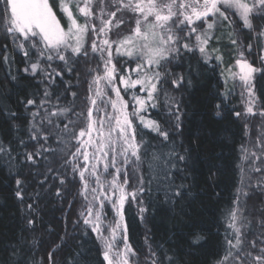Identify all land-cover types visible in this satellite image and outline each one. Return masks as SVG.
<instances>
[{
	"label": "snow or ice",
	"instance_id": "6c2138e0",
	"mask_svg": "<svg viewBox=\"0 0 264 264\" xmlns=\"http://www.w3.org/2000/svg\"><path fill=\"white\" fill-rule=\"evenodd\" d=\"M230 12L247 30L248 43L241 42ZM126 14L131 19H125ZM260 20H264V0H0L4 39L10 41L0 43V64L5 66L6 79L18 80L13 74L14 53L17 52L26 64L17 72L28 74L25 79L41 77L38 81L41 87L23 97L18 95L15 101L30 117L23 127L17 123L20 115L10 104L0 101V115L15 133V143L11 139L5 143L0 138V155L11 161L12 153L17 152L19 156L17 149H23V161L31 162L28 167L36 169V188L43 190L49 179L58 180L61 186L66 179L58 171L54 177H49L48 173L54 171L51 164L41 172L36 167L38 158L49 161L50 157L62 153L61 167L71 165V172L83 182L78 194L88 203L82 205L79 216L100 241L98 252L104 264H139L138 253L129 242L128 234L137 220L144 224L156 211L154 191L162 193L163 203L173 207L190 194L189 185L184 182L190 176L188 149L182 141L174 139L183 135L182 105L166 93L163 102L159 97L165 83L179 90L190 86L192 81L183 73L173 74L167 66L173 61L182 66L179 61L184 53L193 56L199 53L209 66L213 60L218 62L212 66L215 70L225 63L227 52L229 66L220 71L225 85L221 96L226 99L231 94L229 83L234 88L238 80L247 94L245 111L255 115L256 77L264 76V23H254ZM128 24L134 26L127 34H121L119 30ZM113 29L117 30L116 39L111 38ZM93 56L98 63L87 69L91 78L87 81L90 95L85 98L86 110L74 112L73 102H70L72 107L60 106L63 93L58 81L70 84L63 80L65 73H72L73 65L80 59L90 61ZM55 61L62 62L63 70L52 67ZM109 92L114 93V97L108 95ZM70 95L75 99L78 93L70 92ZM162 103L167 110L161 119L165 125L171 124L170 129L160 120L151 118L150 110L158 109ZM216 108V115H221V105L217 104ZM70 113L76 116L75 120L68 118ZM259 114L264 116V110ZM234 115L241 114L235 112ZM22 130L26 131L27 138L20 135ZM152 133L159 143L153 144L147 138ZM73 141L76 142L74 151L71 150ZM32 142L33 151H28ZM61 144L63 148L59 147ZM165 148L168 151H164ZM242 152L244 160H259L264 164V151L257 156L242 146ZM251 170L262 171L259 167ZM129 172L135 177L134 185L128 179ZM86 173L92 177L91 185ZM23 175L22 172L13 174L16 186L13 194L21 204L24 228L15 240L0 243V264H39L32 255V248L38 242L33 239L29 244L24 233L34 231L41 219V191H26L29 182ZM102 176L112 177L107 187ZM55 195L61 196L59 189ZM240 195L247 193L240 191L227 212L231 237L226 229L224 255L214 264H264V231L256 239H246L242 228L247 218L242 216L239 207ZM28 198L31 203L27 202ZM106 204L114 210L111 223H105ZM260 226L264 229V220L260 221ZM105 231L108 235H104ZM202 239L204 237L196 233L192 242L195 244ZM148 240L146 235L145 264H177L175 256L169 255L162 244L153 247ZM81 255L76 253L77 257ZM47 259L48 264H55L54 252H48ZM68 264H80V260L73 258Z\"/></svg>",
	"mask_w": 264,
	"mask_h": 264
},
{
	"label": "trees",
	"instance_id": "16d2710c",
	"mask_svg": "<svg viewBox=\"0 0 264 264\" xmlns=\"http://www.w3.org/2000/svg\"><path fill=\"white\" fill-rule=\"evenodd\" d=\"M57 14L61 17L59 11ZM229 15L232 14L229 13ZM124 18L131 19L127 14ZM240 23L236 24L233 16V24L240 35V40L246 44L248 43L246 39L248 32L243 29L242 22ZM254 23H264V20L254 21ZM133 26L128 24L119 31L121 34H127L129 28ZM3 29L4 25L0 22V43H10L9 40L4 39ZM116 32L117 30L113 29L112 39H116ZM14 54L16 63L13 66V74L17 75L18 80L6 79L5 66L0 64V101L10 104L13 110L20 115L17 123L23 127L30 117L15 101L18 95L23 97L26 93H31L34 88L41 87L38 85L41 77L37 76L34 80L25 79L24 77L28 74L19 73L17 69H22L26 64L19 52ZM249 58L253 59V57ZM114 59L118 58L114 56ZM97 63L94 56L90 61L80 59L73 65L74 71L66 72L63 77V80L70 81V84H60L58 81L59 90L63 93L59 102L60 106L72 107L74 103V112L86 110L85 98L90 95L87 92V81L91 78L87 69L95 67ZM179 63L182 66H177L178 62L173 61L167 67L173 74L183 73L190 77L191 85L177 90L165 83L159 98L163 102L166 99L164 95L166 93L167 96L174 97L182 105L181 131L183 135L176 136L174 139L178 142L182 141L183 146L188 149L190 159L187 163V171L190 176L184 182L189 185L190 194L185 197L183 202L173 207L163 203L162 193L154 191L153 194L157 197L156 211L144 224L137 220L130 226L128 234L129 242L138 253L139 264H145L147 246L144 243V238L146 235L149 237V245L155 247L157 244H162L168 250L169 255L175 256L177 264H214V261L224 255L226 229L231 237L232 230L228 228L226 221L227 212L229 208L233 207V201L236 200L244 187L241 180V161L242 146L244 147L247 141V135L245 121L241 115L239 117L234 115L235 112L240 113L235 87L232 88L228 85L231 88V94L226 99L222 97L221 93L225 91L224 79L220 76L222 65L213 70L212 66L217 65L218 62L213 60L212 66H209L200 58L199 53H196L195 56L184 53ZM61 64L62 62L55 61L52 67L61 71L63 70ZM189 64L191 69H189ZM65 88H68L69 91H65ZM256 88L259 111H261L264 110V76H257ZM70 92H77L78 96L74 99ZM113 94L112 92L108 93L110 96ZM139 94L143 95V93ZM125 99H128V96H125ZM52 102L56 103L55 96H53ZM217 104L221 105V115L219 116L216 115ZM166 110L167 106L162 103L158 109L150 110L151 118L160 120L162 125L170 129L171 124L165 125L164 120L161 119ZM68 118L75 120L76 116L70 113ZM20 135L27 138V133L24 130L20 132ZM155 135L152 133L147 137L152 140L153 144L159 143L158 139H153ZM14 136L15 133L4 117L0 115V138L4 139L5 143L10 139L15 143ZM51 143L49 141V144ZM75 144L76 142L73 141L72 151L75 150ZM33 146L34 142L30 143L28 151H33ZM53 146L56 145L53 144ZM59 147L63 148L64 145L61 144ZM17 151L21 154L18 156L17 152H13L14 159L11 161L0 155V243L15 240L17 234L24 228L21 204L13 194L16 187L13 174L15 172L24 173L22 178L29 182L26 191L40 190L36 188L34 180L36 169L28 167L31 162L23 161V149L18 148ZM88 151L91 152L92 149L89 148ZM164 151H168V149L165 148ZM62 155V153H58L56 156L50 157L49 161H45L43 157L38 158L39 164L36 167L41 172L51 164L54 171L48 173L49 177H54L58 171L62 177H65L66 183L61 186L58 180L49 179L44 189L40 190L41 219L34 231L25 230L24 233L29 244L33 239L38 242L32 248V255L39 264H48L47 253L50 251L54 252L55 264H68L73 258L79 259L80 264H104L98 252V249L101 248L100 241L96 238V234L82 223L83 218L79 216L82 205L88 203L83 195L78 194L83 182L77 174L71 172V165L61 167L63 164ZM64 158L71 159L70 156ZM80 163L83 164L82 159ZM116 166H120L119 161ZM85 177L90 184L92 177L87 173ZM39 179L42 180L43 176ZM102 179L107 185V181L112 177L102 176ZM128 179L133 185L135 184V177L131 172L128 174ZM58 189L61 192L60 197L55 195ZM261 193L263 194L261 209H258V205L251 207L244 199L245 195H240L239 207H243L241 212L247 218L245 234L248 240L256 239L259 233L264 231L260 226V221L264 220V188ZM88 200L91 199L88 198ZM27 202L31 203L32 200L28 198ZM147 202V198H145V204ZM69 205L71 206L69 207ZM252 209L255 219L251 216L254 214L250 212ZM134 211L135 209H133ZM104 212L107 217L105 223H111L114 218V210L106 204ZM125 215H129L127 207ZM77 220L81 222L74 223ZM85 232L87 235L84 234ZM196 233L203 236L204 239L194 244L192 240ZM61 238L63 239L61 240ZM76 253L82 255L77 257Z\"/></svg>",
	"mask_w": 264,
	"mask_h": 264
},
{
	"label": "rangeland",
	"instance_id": "374dc122",
	"mask_svg": "<svg viewBox=\"0 0 264 264\" xmlns=\"http://www.w3.org/2000/svg\"><path fill=\"white\" fill-rule=\"evenodd\" d=\"M231 14L234 16V20H236V24L241 22L238 18L235 17L233 13ZM58 18H61V17L58 16ZM61 22L63 23V18H61ZM228 59L229 58H228L227 52H225V63L222 65V68H227L229 66ZM257 66L259 67L260 65L257 64ZM235 70L236 69H233V71ZM229 86H232L231 82L229 83ZM235 89L238 95V104L240 107V114H241V117L243 118V121H245V124H246L247 141L243 148L248 149L249 152H255L257 156H261L262 151H264V149H262V146H264V116H261L259 114L260 107L258 105V100L253 109L254 113L256 114L253 115V114L246 113L245 109L247 105L245 101L247 100V94L244 88L241 87V84L238 80L235 82ZM242 93H244V95H242ZM256 95H257V90H256ZM113 97H114V94H113ZM243 156H244V153L242 152L241 169H243V171H241V175H242L241 180L244 186L242 187L243 188L242 192L247 193L246 195L247 199H246V196L244 199L248 201L251 207L252 206L256 207L258 205L259 206L258 209H261L262 208L261 200L263 197V194L261 193V191L264 188V184H263L264 183V164H262L261 161L259 160H252L251 162L246 161L243 159ZM117 161H119V157H117ZM254 167H259L262 169V171L259 173L252 171L251 169ZM105 187H107V185H105ZM89 198L91 199L90 195H89ZM240 209L243 210V207L240 206ZM253 211H254L253 209L252 211L250 210L251 213H254ZM242 216L244 217L243 213H242ZM251 216H253L254 219L256 218L255 213L253 215L251 214ZM239 224L240 222L238 221V226ZM246 230L247 228L245 227L242 228V232L245 233ZM105 232L106 234L104 233V235H108L107 231Z\"/></svg>",
	"mask_w": 264,
	"mask_h": 264
}]
</instances>
